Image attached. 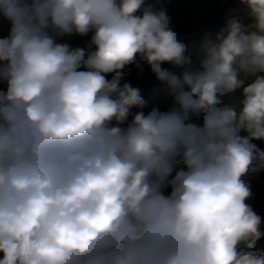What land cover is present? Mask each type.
Here are the masks:
<instances>
[{
	"label": "clouds",
	"instance_id": "9594fccd",
	"mask_svg": "<svg viewBox=\"0 0 264 264\" xmlns=\"http://www.w3.org/2000/svg\"><path fill=\"white\" fill-rule=\"evenodd\" d=\"M239 3L194 61L146 0H0V264H264V0ZM144 63L166 111L131 112Z\"/></svg>",
	"mask_w": 264,
	"mask_h": 264
},
{
	"label": "trees",
	"instance_id": "16d2710c",
	"mask_svg": "<svg viewBox=\"0 0 264 264\" xmlns=\"http://www.w3.org/2000/svg\"><path fill=\"white\" fill-rule=\"evenodd\" d=\"M200 8L202 10L200 11ZM243 8L242 5L236 4L233 9ZM200 12V17H196V13ZM229 5L223 3V0H210L209 4H201L194 11L193 15L190 18L178 17L175 14L170 15V26H173L175 31L178 34V38L186 45L185 54L190 51H200L203 43L208 40H215L218 33H220L223 29L226 28V22L229 19ZM240 18L242 23L245 25L251 24L252 20L250 17L244 16L241 12ZM178 20L181 22L178 23ZM162 67L167 70L175 73L180 67L171 63H165ZM127 76L123 82H128ZM160 88H166V86L157 80L155 75L153 74L152 82L150 87L146 92L140 91L142 98L145 101V106L143 108L134 107L138 111L149 112L151 111V106L155 105L154 100V92ZM235 94V93H234ZM234 94L232 97H226L225 99L234 98ZM133 108V109H134ZM113 125L116 124L115 121L112 122ZM125 126V125H123ZM256 143V141H254ZM261 150H264V143H256ZM247 176L242 177L247 182ZM253 201L255 202V210H257L258 214L262 218V222L260 225V231L264 233V190L255 194ZM251 251H259L264 253V238H261L257 241L255 247L251 249Z\"/></svg>",
	"mask_w": 264,
	"mask_h": 264
},
{
	"label": "crops",
	"instance_id": "0c3cea01",
	"mask_svg": "<svg viewBox=\"0 0 264 264\" xmlns=\"http://www.w3.org/2000/svg\"><path fill=\"white\" fill-rule=\"evenodd\" d=\"M146 2L155 3L157 9L159 7L163 6L166 9L167 14L173 15L175 14L178 17L183 18H190L196 8L201 4H209L210 0H159L157 3V0H146ZM173 30L175 31L174 27L171 26ZM10 29V22L7 21L3 16H0V38H3L9 34ZM92 33L90 32L88 35L80 36L79 34H71V35H64V36H56V42L58 43H68L72 47H85L89 40L91 39ZM198 51H190L186 53V56L192 57L193 60H195L196 55L198 54ZM129 72L130 74L127 75V78L129 79L128 82L131 83L132 86L135 85V82H139V86L136 88H139L140 91L146 92L148 88L150 87V84L152 82L153 73L150 70V66H148L146 63L143 64V72L140 73L138 69H136L134 66H129ZM183 71L182 67H180L177 71H175L174 74H181ZM108 78H111V75L109 74ZM145 87V89H143ZM6 84L0 82V89H5ZM240 92L237 91L234 94V97L239 96ZM154 100L155 105L151 106V110L153 108H159L161 111H166L171 107L172 102L174 101L173 96H171L167 90V88H160L154 92ZM131 112L135 114L138 112L136 108L131 109ZM147 114L148 112H144ZM132 116H129L128 121H126L125 126L127 123H130L132 120ZM257 175L260 174L264 177V171H261L259 173H256ZM261 238H264L262 236ZM2 253H0V258H2Z\"/></svg>",
	"mask_w": 264,
	"mask_h": 264
},
{
	"label": "rangeland",
	"instance_id": "374dc122",
	"mask_svg": "<svg viewBox=\"0 0 264 264\" xmlns=\"http://www.w3.org/2000/svg\"><path fill=\"white\" fill-rule=\"evenodd\" d=\"M137 86H139V82H135V85L133 87H137ZM143 89H145V87ZM256 143L259 144V143H264V142L257 140ZM247 182H249L251 185V191L253 195L249 200L246 201V203L250 204L255 209L256 204L253 201V199H254L255 194L264 190V177L260 174L257 175L256 173L254 174L250 172L247 176ZM244 250L249 251L248 249H244Z\"/></svg>",
	"mask_w": 264,
	"mask_h": 264
},
{
	"label": "built area",
	"instance_id": "2783aa9c",
	"mask_svg": "<svg viewBox=\"0 0 264 264\" xmlns=\"http://www.w3.org/2000/svg\"><path fill=\"white\" fill-rule=\"evenodd\" d=\"M223 3L226 5H229V9L232 10L236 4H239V0H223ZM202 10V8H200V11ZM196 17L199 18L200 17V12L196 13ZM181 21L178 20V23H180ZM195 61V60H194ZM174 104V101L172 102L171 106Z\"/></svg>",
	"mask_w": 264,
	"mask_h": 264
}]
</instances>
